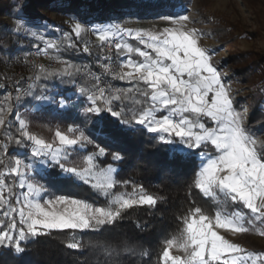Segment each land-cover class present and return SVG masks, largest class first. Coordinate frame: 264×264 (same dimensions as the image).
I'll return each instance as SVG.
<instances>
[{"label": "snow or ice", "instance_id": "6c2138e0", "mask_svg": "<svg viewBox=\"0 0 264 264\" xmlns=\"http://www.w3.org/2000/svg\"><path fill=\"white\" fill-rule=\"evenodd\" d=\"M186 2L157 0V16L166 22L162 28L70 16V31L62 33V40L67 49L88 55L95 47L99 74L87 64L62 59L61 41L33 31L31 20L22 15L24 5L16 6V33L42 43V48L34 45L37 54L60 67L37 65L33 82L15 88L14 104L11 92L0 101V128L13 126L9 116L18 125V136L7 132L0 141V249L19 257L31 240L56 232L66 234L62 243L67 249L79 251L86 246L84 236L109 230L130 209L153 210L166 202L121 175L132 137L147 135L168 161L185 162L194 171L188 207L176 216L175 234L162 241L158 264H264V250H250L233 239L264 237V141L236 108L231 86L213 62L214 50L201 46L204 33L189 27L193 21L183 14ZM87 33L97 43L85 41L80 47L77 41ZM53 77L74 91L53 92L41 83ZM78 77L88 82L81 84ZM115 80L129 86L117 87ZM32 101L34 109L59 115L61 122L49 129L51 139L30 131L19 111ZM13 141L25 151L6 162ZM193 190L211 200L214 211L198 203ZM137 227L143 230L147 224ZM124 251L136 255L133 248ZM139 255L151 258L146 248Z\"/></svg>", "mask_w": 264, "mask_h": 264}, {"label": "trees", "instance_id": "16d2710c", "mask_svg": "<svg viewBox=\"0 0 264 264\" xmlns=\"http://www.w3.org/2000/svg\"><path fill=\"white\" fill-rule=\"evenodd\" d=\"M16 1H19L18 5H24L20 0H0V85L6 86L2 89L12 93L13 104L12 77L5 70L4 61L7 58L24 54L32 48H37L34 45L42 46L34 38L16 33L3 20L7 16L18 21ZM41 1H45L47 9L55 13L56 18L53 21L40 14L38 7L31 5L33 0H29L28 4L24 5L22 15L26 19H30L31 23L47 20L50 27L47 28L46 32H40V34L44 35L46 39L61 41L63 45L60 53L62 59L70 60L77 65L87 64L91 67H94L96 62L95 57L98 50L95 47L92 49V54L88 55L67 49L66 42L62 40V33L70 31V27L66 23L70 16L80 14L89 15L97 20H106L110 17L112 8L120 10L132 7L134 12L140 15L156 14L159 11L157 0H65V4H58L56 0ZM85 41L91 42L92 45L97 43L93 38H90L88 33L84 34L82 40L77 41V43L82 47ZM49 54L54 55L55 53L53 50H49ZM64 79L67 81L68 78L65 77ZM41 83L47 84L50 89L53 88L56 91L71 89L72 86L67 82L61 83V80L55 77L46 81L42 80ZM113 85L117 87L129 86L119 80H116ZM36 91L39 92V88ZM31 100V97H27L24 101ZM34 103L35 101L24 103L19 111L31 109ZM249 113L247 125L256 137L257 133L264 128V119L257 108V102H253ZM41 115L43 119H48L51 125L61 122L59 115L55 112L42 108ZM9 119L13 120L14 124L10 128H0V141L5 139L7 132H10L13 137L18 136L16 130L18 125L15 124L14 116H9ZM154 145L155 142L150 141L147 135L143 137L133 136L123 166L124 171L121 175L124 178H134L143 184L149 192L164 196L166 202L159 203L153 210L145 207L130 209L122 220L117 221L114 226H109V230L99 235L84 236L86 246L82 250L67 249L62 243L66 234L54 232L52 235L39 236L31 240L27 243L25 253L19 257L7 249H0V264H158V257L163 248L162 241L175 234L178 224L176 216L182 209L188 207L189 185L194 171L192 166L185 162L168 161L162 148ZM24 151L13 141L9 144L5 161H10L12 156L17 153L22 154ZM6 179L15 180L14 177H7ZM128 190L131 191V188ZM193 193L198 203L209 211H214L211 200L200 196L196 190H193ZM138 224H147V227L141 230L137 227ZM125 247L135 249L136 255L133 256L125 252ZM145 248L150 251L151 258L139 255V252ZM106 249L113 251L109 254Z\"/></svg>", "mask_w": 264, "mask_h": 264}, {"label": "rangeland", "instance_id": "374dc122", "mask_svg": "<svg viewBox=\"0 0 264 264\" xmlns=\"http://www.w3.org/2000/svg\"><path fill=\"white\" fill-rule=\"evenodd\" d=\"M20 1L27 5L29 0ZM56 1L58 4H65V0ZM15 3L18 5L19 1ZM31 5L38 7L40 14L50 20L53 21L56 18L55 13L47 9L45 1L33 0ZM183 14L190 16L193 21L189 27H196L204 33L200 41L201 46L214 50L213 62L224 75L225 82L231 86L235 106L244 112L246 125L253 102H257V108L264 119V0H187ZM110 17L126 27L162 28L166 26V22L161 20L157 13L140 15L134 12L132 7L120 10L112 8ZM3 20L15 31L18 21L7 16ZM68 21L69 19L66 23L69 26ZM49 25L47 20H41L32 22L30 26L33 31L44 33L50 27ZM88 34L96 41L92 33ZM128 42L133 47L143 49V46L136 41ZM132 58L141 59L136 54H132ZM51 89L56 92L55 89ZM20 112L26 115L30 131L46 139L52 137L49 129L60 123L51 125L48 119H43L42 108L37 110L32 107ZM256 138L264 141V128L257 133ZM233 239L250 250H264V237L243 234Z\"/></svg>", "mask_w": 264, "mask_h": 264}, {"label": "built area", "instance_id": "2783aa9c", "mask_svg": "<svg viewBox=\"0 0 264 264\" xmlns=\"http://www.w3.org/2000/svg\"><path fill=\"white\" fill-rule=\"evenodd\" d=\"M112 53L113 55H115L114 47L112 49ZM37 65H44L46 68H49V69H55L57 67H60V65L57 64L56 61L49 59V57L43 54H37V48H32L24 54L7 58L4 61V68L12 77L14 103H15V95H16L15 88L17 86L22 87V88H27L28 85L33 82L32 78L34 77L35 73L38 70L36 67ZM82 65H85V64H82ZM117 65L118 63L114 64V68L116 70H117ZM91 69L93 72H96L98 74L102 72V69L96 62H95V66L91 67ZM108 79H111V78L108 77ZM79 80L81 84H84V82L87 81V78L80 77ZM115 81H111L112 84H114ZM70 88L74 90L73 86H71ZM0 90H1L0 101H2L3 96L5 92L7 91L2 88H0ZM26 98L27 97H24L23 100H25Z\"/></svg>", "mask_w": 264, "mask_h": 264}]
</instances>
